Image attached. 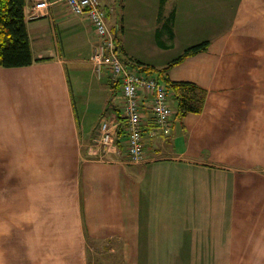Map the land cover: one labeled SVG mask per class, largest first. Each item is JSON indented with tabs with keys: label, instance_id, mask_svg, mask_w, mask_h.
I'll use <instances>...</instances> for the list:
<instances>
[{
	"label": "crops",
	"instance_id": "obj_1",
	"mask_svg": "<svg viewBox=\"0 0 264 264\" xmlns=\"http://www.w3.org/2000/svg\"><path fill=\"white\" fill-rule=\"evenodd\" d=\"M40 2L47 8L30 20ZM157 2L169 16L152 52L168 60L207 42L162 76L206 98L199 114L178 118L168 93L169 132L152 136L142 93L144 161L132 164L120 87L90 62L91 24L62 0H26L35 61L0 67V264H89L110 253L108 264H264V0ZM156 70L141 74L158 79ZM70 71L99 105L94 120L77 110ZM103 122L111 142L97 148Z\"/></svg>",
	"mask_w": 264,
	"mask_h": 264
},
{
	"label": "built area",
	"instance_id": "obj_2",
	"mask_svg": "<svg viewBox=\"0 0 264 264\" xmlns=\"http://www.w3.org/2000/svg\"><path fill=\"white\" fill-rule=\"evenodd\" d=\"M71 14L85 17L91 24L97 37L90 62L99 76L106 68L112 79L118 83L123 101V118L127 131V154L132 164L144 161L142 121L140 114V96L142 93L151 98L150 111L155 129L152 136L169 132L171 109L168 105L164 85L157 79L139 75L125 64L117 55L114 37L111 35L98 0H62ZM47 8L45 2L34 4L28 18L35 20ZM103 148L111 142L110 125L100 124V135L96 140Z\"/></svg>",
	"mask_w": 264,
	"mask_h": 264
},
{
	"label": "trees",
	"instance_id": "obj_3",
	"mask_svg": "<svg viewBox=\"0 0 264 264\" xmlns=\"http://www.w3.org/2000/svg\"><path fill=\"white\" fill-rule=\"evenodd\" d=\"M98 1L103 11L100 0ZM25 6L26 0H0L1 68L27 67L35 61L31 54L29 38L25 25ZM116 40L117 39L114 37L115 44ZM206 47L207 42L188 47L180 56L170 61L167 67L159 71L152 66H148L140 62L133 61L132 63L140 68L141 72L145 73L147 71L150 72L156 70V72L162 76L164 74L166 75L168 70L173 65L180 63L183 59L190 55H195L204 51ZM115 51L118 55L117 47ZM127 63L128 62H125V64ZM159 75L157 80L159 81L161 79L163 81V83L160 82L161 80L159 82L164 85L167 97L168 93H170L171 100L174 105V115L176 117L181 118L188 114H199L202 111L206 98L205 90L190 82H173L169 81L167 76H162L161 78Z\"/></svg>",
	"mask_w": 264,
	"mask_h": 264
},
{
	"label": "rangeland",
	"instance_id": "obj_4",
	"mask_svg": "<svg viewBox=\"0 0 264 264\" xmlns=\"http://www.w3.org/2000/svg\"><path fill=\"white\" fill-rule=\"evenodd\" d=\"M100 3L102 7H106L105 12L107 13L106 22L108 27L111 29L115 38L117 35L120 41H124L127 49L133 53L135 57L133 58L134 62H142L144 64L153 63L156 65L164 61L170 62L178 56L177 54H172L168 60H165V58L157 56V54L151 51L149 38H153V41L154 38H160V34L158 33H163L164 26L167 23L169 16V13L166 15L164 12L160 15L157 6V0H145V4L143 2L141 3V0L139 3L136 0H100ZM118 25H120L119 30L117 28ZM176 29L178 30V37H180V27H176ZM139 38H146V43L143 45L142 43L138 44V42L140 43ZM159 54L166 55L165 52H161ZM118 55L123 61H128L126 58L127 56L125 55V57L121 51ZM137 69L141 71L139 68ZM141 73L144 74V72H140L138 74ZM151 75H153L154 79H157V74L152 73ZM70 78L75 90V94L77 95V110L80 111V113L85 111V113L88 114L87 120H94L95 115L99 110L97 101L92 99H90V101H86L84 94L81 95V93H78V90L76 89L78 85L77 82H75V74L73 71H70ZM98 137L94 138L93 144L96 147L98 145V147L103 148L96 141L98 140ZM112 255L115 254H106V257H104V255L91 254L89 255V264H108L111 259L115 258V256Z\"/></svg>",
	"mask_w": 264,
	"mask_h": 264
}]
</instances>
